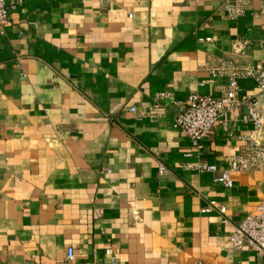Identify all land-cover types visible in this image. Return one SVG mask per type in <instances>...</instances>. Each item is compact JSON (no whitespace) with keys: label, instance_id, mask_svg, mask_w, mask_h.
I'll list each match as a JSON object with an SVG mask.
<instances>
[{"label":"crops","instance_id":"crops-1","mask_svg":"<svg viewBox=\"0 0 264 264\" xmlns=\"http://www.w3.org/2000/svg\"><path fill=\"white\" fill-rule=\"evenodd\" d=\"M224 1L22 0L8 12L0 26V264H67V248L74 264H109L108 248L117 264H264L250 249L226 246L264 200V163L231 173L229 189L186 168L205 161L222 170L241 152L249 101L264 114L256 83L238 81L246 102L197 156L173 126L175 102L226 90L227 76L204 69L208 55L240 66L264 59L259 0L236 20ZM163 92L172 99L160 101V116L138 115ZM260 138L264 145V127ZM209 201L225 213L202 212Z\"/></svg>","mask_w":264,"mask_h":264},{"label":"built area","instance_id":"built-area-1","mask_svg":"<svg viewBox=\"0 0 264 264\" xmlns=\"http://www.w3.org/2000/svg\"><path fill=\"white\" fill-rule=\"evenodd\" d=\"M22 0H0V26L8 19V12L14 10ZM248 0H225L222 9L229 20H236L245 13ZM261 13L264 14V0H259ZM130 17V15H129ZM209 42L210 38H205ZM246 43L242 42L236 45L237 49L244 48ZM205 70L211 75L227 76L228 83L226 90L221 98L203 96L193 93L183 102H175L177 111L173 118L175 129L184 133L189 139L196 155L202 149V142L209 137L213 129L218 125L224 128L233 118L234 113L238 111L246 102L240 98L241 89L238 81L240 79L253 80L260 90L261 97L264 98V59L261 66L236 65L232 61L225 59L213 60L211 56L206 57ZM203 84V82H201ZM170 93H158L153 99L152 110L142 112L139 116H148V114L160 116L162 107L160 101L171 100ZM248 121L251 123V130L245 137L246 144L238 155L226 158V167L222 170L217 169L213 164L205 161H197L194 165L186 166L189 170L198 172H207L214 174V182L223 187L232 188L231 173L250 172L260 170L264 163V145L261 141V132L264 127V114L260 113L257 101H249ZM132 113L134 109H130ZM190 157L191 155H186ZM166 172L164 166H159V173ZM217 211L219 214L225 213V207L216 201H209L202 209V212ZM226 246L232 251H241L245 248L250 249L264 259V200L258 205L255 213L247 215L242 221L233 226L232 233L228 238ZM108 256L109 264H117V258L113 251L108 248L105 250ZM74 251L72 248L66 249V263L74 264ZM193 264H203L196 261Z\"/></svg>","mask_w":264,"mask_h":264}]
</instances>
